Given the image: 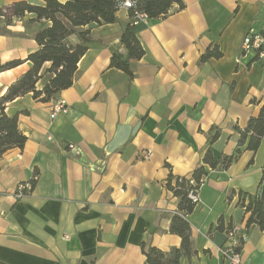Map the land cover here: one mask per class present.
<instances>
[{
  "label": "crops",
  "instance_id": "obj_1",
  "mask_svg": "<svg viewBox=\"0 0 264 264\" xmlns=\"http://www.w3.org/2000/svg\"><path fill=\"white\" fill-rule=\"evenodd\" d=\"M16 1L45 3L0 0V7ZM183 1L165 19L135 27L145 54L132 60V78L110 66L113 53L125 51L129 11L121 7L116 22L92 25L74 82L56 99L29 93L7 103L9 114L29 112L19 114L25 146L0 158V264H148L144 243L163 251L181 245L170 231L179 198L167 188L169 174L190 176L209 148L216 158L234 154L235 127L244 129L264 105V55L242 49L250 30L264 37V0ZM31 18L5 25L0 16V63L24 61L0 72V95L31 67L25 59L39 47L40 27ZM216 45L223 55L201 62ZM57 99L69 111L52 118ZM213 127L221 133L210 143ZM263 169L264 136L256 152L242 146L227 169L208 167L187 216L197 254L185 264H228L220 248L235 226L242 264H264V231L247 225L239 195L259 192Z\"/></svg>",
  "mask_w": 264,
  "mask_h": 264
},
{
  "label": "trees",
  "instance_id": "obj_2",
  "mask_svg": "<svg viewBox=\"0 0 264 264\" xmlns=\"http://www.w3.org/2000/svg\"><path fill=\"white\" fill-rule=\"evenodd\" d=\"M126 0H45L42 5L27 1H16L8 6L0 7V16L5 19V25L13 22L14 18H24L31 14L33 18L27 22H39L40 27L34 34L39 47L31 52L25 61L31 67L16 81L11 83L6 92L0 95V158L5 152L14 147L23 148L27 136L19 127V114H9L7 103L19 96L32 93V97L47 102L56 99L59 92L69 88L75 79L78 64L87 52L92 40L91 27L114 23L118 19V11ZM134 4L128 8L129 23L121 34V43L125 51L113 53L110 61L111 67L125 71L133 77L132 60H139L145 54V49L137 36L133 24L135 11L145 12L150 22L165 19L177 10L185 8L183 0H132ZM90 26L89 28H85ZM76 36L78 42L71 38ZM223 55L219 46L209 47L201 56V62ZM24 61L21 59L9 60L0 63V72L14 68ZM42 81V88L38 83ZM240 134L238 148L232 155L221 154L216 158L209 148L204 157L203 164L197 167L190 176L174 175L170 173L167 178V188L179 198V210L173 214L170 231L178 234L182 241L179 247H172L163 251L156 246L142 245L148 264H185L184 259H191L197 254L192 238L191 224L187 216L194 210L195 203L189 198V191L200 188L211 169H227L241 152V147L256 152L264 136V105L257 116L250 117L247 126L242 129L235 127ZM214 132V133H213ZM221 133V129L213 127L209 135L213 143ZM191 179L195 184L191 183ZM257 194L240 192V203L250 216L247 225L257 224L264 231V169ZM191 264V263H190Z\"/></svg>",
  "mask_w": 264,
  "mask_h": 264
},
{
  "label": "built area",
  "instance_id": "obj_3",
  "mask_svg": "<svg viewBox=\"0 0 264 264\" xmlns=\"http://www.w3.org/2000/svg\"><path fill=\"white\" fill-rule=\"evenodd\" d=\"M134 4V1L132 0H126L123 2L122 7L130 8ZM149 24L150 18L149 15L145 12L141 11H135L134 17H133V24ZM243 52L250 51L252 49H256L259 51L261 55H264V37L260 33H255L253 30H250L243 39L242 44ZM69 111V106L67 105L66 100L64 99H57L53 106L51 107V117L54 118L59 112L67 113ZM51 139V137H48ZM70 150H74L76 153H79V149L75 144L70 143L68 145ZM139 155L143 157L144 159H149L152 156L151 150H142ZM37 179V175L34 177ZM191 183L195 184L194 180L191 179ZM24 188L25 185H20L17 188L16 195L18 197H22L24 195ZM189 198L194 202L195 204L200 202V196H199V188H193L189 191L188 194ZM239 227L235 226L232 227L228 231V238L230 240V243L226 246H222L220 248L222 255L226 259L228 264H242L241 255L238 251V247L241 245V237L237 236V232L239 231Z\"/></svg>",
  "mask_w": 264,
  "mask_h": 264
}]
</instances>
